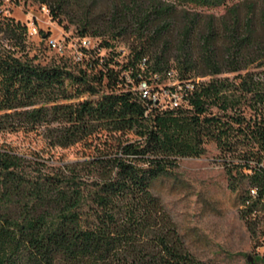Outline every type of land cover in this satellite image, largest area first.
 <instances>
[{
  "label": "trees",
  "instance_id": "16d2710c",
  "mask_svg": "<svg viewBox=\"0 0 264 264\" xmlns=\"http://www.w3.org/2000/svg\"><path fill=\"white\" fill-rule=\"evenodd\" d=\"M33 1L61 24L75 19L82 37L107 29L132 39L124 69L133 85L146 80L141 71H176L184 100L176 109L149 108L108 61L90 78L19 57L28 27L0 9V134L38 132L51 150L82 144L90 151L58 164L0 146V264H204L188 251L161 196L174 192L179 161L199 159L215 142L230 158L229 187L242 218L249 226L257 220L264 206V0ZM228 73L232 80L215 78ZM88 94L98 100H81Z\"/></svg>",
  "mask_w": 264,
  "mask_h": 264
},
{
  "label": "rangeland",
  "instance_id": "374dc122",
  "mask_svg": "<svg viewBox=\"0 0 264 264\" xmlns=\"http://www.w3.org/2000/svg\"><path fill=\"white\" fill-rule=\"evenodd\" d=\"M0 9L3 18L28 27L24 33L23 46L16 53L19 57L33 59L40 65L62 66L75 73L87 71L90 78L98 76L104 61H108L117 71L122 70L123 74L132 76L130 71L124 69L133 60L132 39L114 36L116 34L107 29H103L98 36L89 33L85 37L92 43L87 49V57L78 63L76 50L80 48V39L84 37L75 19L64 18L61 24L53 20L47 7L33 0H5ZM211 12L220 15L223 10ZM51 41L62 44L63 52L52 49ZM141 75L146 76V81L154 88L173 83L164 74H154L152 69L150 72L141 71ZM233 77L234 74L228 73L215 78L232 80ZM195 80L209 83L212 77H197ZM135 85L130 86L135 88ZM237 97H233L235 103ZM97 98L88 94L81 100ZM211 109L215 113L221 112L214 105ZM246 110L249 117H260L249 108ZM131 138L136 140L135 136ZM0 146L27 157L58 164L81 161L90 153L82 144L51 150L38 132L0 134ZM226 160L230 158L220 152L215 142L206 145V153L199 159L180 160L176 170L179 182H174V192L161 196L163 204L185 238L188 251L204 264H264V206L260 207L257 220L251 219L249 226L247 220L242 218L238 192L229 187ZM233 173L237 175L236 171ZM248 187L247 181L245 190Z\"/></svg>",
  "mask_w": 264,
  "mask_h": 264
},
{
  "label": "built area",
  "instance_id": "2783aa9c",
  "mask_svg": "<svg viewBox=\"0 0 264 264\" xmlns=\"http://www.w3.org/2000/svg\"><path fill=\"white\" fill-rule=\"evenodd\" d=\"M91 43L92 42L88 37L80 39V48L76 50V60L78 63H82L87 57L86 52L87 49L90 48ZM51 46L52 49L63 52V45L59 42L51 41ZM144 63L145 61L141 66L143 70H145ZM165 76L173 81L171 85L163 88H154L151 83L147 82L146 80H141L140 84L138 86L135 85V88H133V91H137L143 101L147 102L148 105L151 104L149 108L160 107L163 110H167V108L176 109L181 107L184 100V87L180 83V81H178V73L176 71H169ZM124 78V83L128 88L130 87V85L134 84L132 76L130 74H125ZM187 89L193 90L194 87L189 84L187 86ZM253 194H255V191H253Z\"/></svg>",
  "mask_w": 264,
  "mask_h": 264
},
{
  "label": "water",
  "instance_id": "95a60500",
  "mask_svg": "<svg viewBox=\"0 0 264 264\" xmlns=\"http://www.w3.org/2000/svg\"><path fill=\"white\" fill-rule=\"evenodd\" d=\"M249 261H251V258L249 259Z\"/></svg>",
  "mask_w": 264,
  "mask_h": 264
}]
</instances>
